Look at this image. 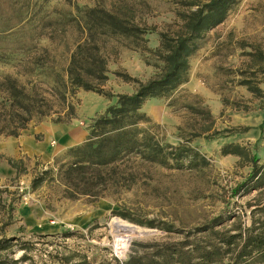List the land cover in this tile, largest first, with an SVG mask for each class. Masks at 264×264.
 I'll use <instances>...</instances> for the list:
<instances>
[{
  "label": "rangeland",
  "instance_id": "rangeland-1",
  "mask_svg": "<svg viewBox=\"0 0 264 264\" xmlns=\"http://www.w3.org/2000/svg\"><path fill=\"white\" fill-rule=\"evenodd\" d=\"M117 1L50 0L44 8L52 16L72 17L77 15L75 6L111 8ZM128 1L134 3L137 17L153 27L144 36L145 46L152 51L159 45V33L176 30L177 14L188 10L180 0ZM80 37L73 21L47 29L39 40V45L48 50L46 71L31 72L27 68L31 52L11 53L0 58V76L11 74L22 83H35L53 99L50 88L60 87L66 78L65 68ZM105 41L109 72L104 87L111 93H129L136 87L115 72L145 81L157 71L160 62L140 44L123 36ZM253 47L264 52V0H239L225 20L205 34L189 58L187 81L169 97L148 99L142 107L154 124L151 130L157 139L172 145L186 141L205 155L207 166L169 169L131 158L118 165L119 180L107 183L96 198L68 197L69 187L56 176L31 188V179L37 173L53 170L55 161L71 160L69 148L81 143L91 119L114 101L81 89L68 99L75 109V117L69 123H54L46 117L31 121L17 137L0 135V237L15 236L31 243L25 264H62L57 258L69 254L75 259L85 256L90 264H96L110 258L125 260L133 240L163 236L161 231L145 225L149 221L189 229L220 212L235 211L247 223L241 205L256 192L231 197L230 191L250 168L240 166L238 156L221 155L220 148L228 143L249 145L264 163V127L260 128L262 118L257 109L260 102L238 83L242 72L254 67L248 55ZM57 103L54 102L55 108ZM243 105L250 109L237 110ZM207 111L218 133L193 136L208 124ZM148 126L142 124L143 128ZM9 158H22L26 171L16 174L7 162ZM113 218L132 228L115 230L111 225ZM235 221H226L220 228L230 227ZM21 253L17 251L14 256ZM222 262L226 258L218 254L214 264Z\"/></svg>",
  "mask_w": 264,
  "mask_h": 264
},
{
  "label": "trees",
  "instance_id": "trees-1",
  "mask_svg": "<svg viewBox=\"0 0 264 264\" xmlns=\"http://www.w3.org/2000/svg\"><path fill=\"white\" fill-rule=\"evenodd\" d=\"M50 0H0V58L11 53L31 52L32 60L27 68L46 71L47 48L39 40L47 29L56 25L75 22L81 37L72 50L65 68V79L60 87L50 88L48 98L35 83H22L16 76H0V135L17 137L34 120L49 118L54 123H69L75 117L74 105L69 102L81 89L114 98L102 113L91 119L84 140L67 151L70 161H55L54 169H45L31 179V188L40 186L47 178L58 177L69 187L68 197L78 195L100 196L107 183L119 180V164L131 158L165 168L195 169L209 165L208 159L186 141L172 145L157 139L152 132L151 118L142 111V105L150 98H167L188 79L189 58L199 48L205 34L223 22L239 0H180L188 10L179 12L178 28L160 32L158 47L152 51L145 46V34L152 31L137 17L134 3L118 0L111 8L98 5L80 9L77 15L52 16L44 8ZM70 2L71 0H66ZM192 7H194L192 9ZM123 36L131 39L160 62L157 71L145 81L127 73L121 76L126 82H134L131 93L113 94L105 89L108 80V57L105 38ZM141 42V43H140ZM248 52L254 67L242 72L240 85L259 100L264 108V52L256 47ZM261 74V76H258ZM57 101V108L54 102ZM223 103H226L223 100ZM237 110L248 111L249 106ZM206 126L193 136L203 133L217 134L214 119L205 112ZM142 124L149 125L143 128ZM264 127V118L260 128ZM220 154L239 157L240 166H248L249 172L230 191L231 197H243L255 191V195L241 205L248 222L240 220L237 212L223 211L208 221L189 229L175 227L160 221L145 225L155 228L163 236L145 240H133L127 258L103 260L96 264H214L217 255L226 258L222 264H264V163L252 152L249 145L228 143L220 148ZM16 174L26 171L22 158L7 159ZM236 204V203H235ZM227 213V214H226ZM236 219L230 227H222L226 221ZM143 223V222H142ZM66 236V235H65ZM68 236V235H67ZM30 242L15 236L0 237V264H25L29 259ZM17 251H22L15 257ZM62 264H90L85 256L74 255L57 258Z\"/></svg>",
  "mask_w": 264,
  "mask_h": 264
},
{
  "label": "bare ground",
  "instance_id": "bare-ground-1",
  "mask_svg": "<svg viewBox=\"0 0 264 264\" xmlns=\"http://www.w3.org/2000/svg\"><path fill=\"white\" fill-rule=\"evenodd\" d=\"M112 226L113 228H115V230H125L127 228H132L130 225L123 223L122 221H120L119 219H112Z\"/></svg>",
  "mask_w": 264,
  "mask_h": 264
},
{
  "label": "crops",
  "instance_id": "crops-1",
  "mask_svg": "<svg viewBox=\"0 0 264 264\" xmlns=\"http://www.w3.org/2000/svg\"><path fill=\"white\" fill-rule=\"evenodd\" d=\"M131 91H129V93H130ZM150 99H155V98H150ZM148 100V99H147ZM146 100V101H147ZM257 100V99H256ZM145 101V102H146ZM259 101V100H258ZM144 106V104L142 105V107ZM142 109V108H141ZM257 109H258V111H259V113H260V115H261V118H262V120H263V118H264V108H260L259 106L257 107ZM262 122V121H261ZM25 130V129H24ZM86 134L87 133H83L82 134V140L81 141H79V142H82L83 140H84V138H85V136H86ZM70 140H72V138L70 137ZM73 141V140H72ZM73 143H77V141H74ZM73 143H71V144H73ZM70 144V145H71ZM11 150H14V148H11Z\"/></svg>",
  "mask_w": 264,
  "mask_h": 264
}]
</instances>
